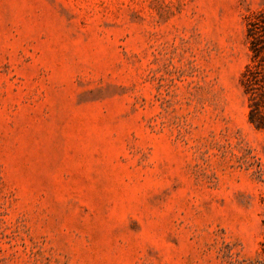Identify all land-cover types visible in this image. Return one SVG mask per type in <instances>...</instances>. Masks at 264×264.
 <instances>
[{"label":"rangeland","instance_id":"rangeland-1","mask_svg":"<svg viewBox=\"0 0 264 264\" xmlns=\"http://www.w3.org/2000/svg\"><path fill=\"white\" fill-rule=\"evenodd\" d=\"M263 11L0 0V264H264Z\"/></svg>","mask_w":264,"mask_h":264},{"label":"trees","instance_id":"trees-1","mask_svg":"<svg viewBox=\"0 0 264 264\" xmlns=\"http://www.w3.org/2000/svg\"><path fill=\"white\" fill-rule=\"evenodd\" d=\"M250 62L242 73V85L249 100V122L264 131V11L247 28Z\"/></svg>","mask_w":264,"mask_h":264}]
</instances>
